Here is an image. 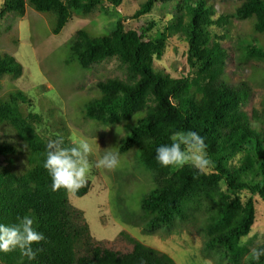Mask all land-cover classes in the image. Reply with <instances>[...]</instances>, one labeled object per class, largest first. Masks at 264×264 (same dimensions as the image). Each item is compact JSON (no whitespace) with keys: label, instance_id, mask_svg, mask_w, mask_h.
Wrapping results in <instances>:
<instances>
[{"label":"trees","instance_id":"1","mask_svg":"<svg viewBox=\"0 0 264 264\" xmlns=\"http://www.w3.org/2000/svg\"><path fill=\"white\" fill-rule=\"evenodd\" d=\"M156 1L146 0L132 17L147 14ZM237 1L234 18L253 19L254 32L264 34V0ZM105 2L116 13L122 0H3L0 21L12 12L23 16L28 5L38 13L51 14L53 33L58 34L74 12L87 15ZM178 4L183 12L153 37L148 35L152 23L139 30H125L120 17L108 35L96 38L83 30L76 32L70 60L75 59L81 69L116 59L126 72L125 80L96 84L101 96L84 106V116L99 124L116 125L146 111L118 146L121 154L134 149L140 165L152 177L153 188L141 196L136 224L147 230L173 227L198 214L205 218V250L222 251L230 264H257L238 243L253 224V196L264 203V131L243 111L248 89L233 87L222 78L220 69L227 55L211 33L220 23L213 19V6L208 0H178ZM175 34L187 45L189 68L200 66L210 74L209 82L193 95L186 92L188 78L174 79L154 68L167 36ZM254 44L252 39L243 40L241 53L264 60V49ZM21 70L12 57L0 54V77L19 76ZM26 100L19 92L0 100V127L9 128L16 141L0 140V158L7 163L0 164V224L10 226L29 215L46 239L33 245L34 251L39 249L35 260L17 249L0 253V264H174L167 255L136 241L125 255L97 244L83 212L69 203L68 192L52 190V180L43 166L48 144L36 131L40 118L25 117L20 111ZM177 130H192L205 138L211 173L191 166L175 171L158 163L157 147L169 143ZM220 183L225 194L234 196L232 200L220 191ZM88 190L86 183L73 195L80 198ZM243 191L250 197L241 208L239 194ZM259 264H264V257Z\"/></svg>","mask_w":264,"mask_h":264},{"label":"rangeland","instance_id":"2","mask_svg":"<svg viewBox=\"0 0 264 264\" xmlns=\"http://www.w3.org/2000/svg\"><path fill=\"white\" fill-rule=\"evenodd\" d=\"M2 2L0 0V9ZM145 2L122 0L116 13L107 2L87 15L74 12L58 34L53 33L55 20L51 14L38 13L28 5L23 16L14 12L6 14L0 21V54L12 57L22 70L19 76L0 77V100L22 93L27 100L20 104V111L25 117L40 118L36 131L47 144L57 139L63 140L64 147L74 146L81 140L92 144L89 156L92 167L86 182L88 193L76 198L73 192H68V201L83 212L90 235L97 244L125 255L133 250L136 241L167 255L174 264H230L222 251L205 250L204 216L196 214L195 219L187 223L154 230L136 224L141 196L153 188L152 177L140 165L134 149L121 154L118 146L146 111L116 125L99 124L84 116V106L101 96L96 84L107 79L125 80L126 72L116 59L81 69L75 59L70 60V47L76 32L83 30L96 38L108 35L120 17L125 30H139L152 23L154 28L148 35L153 37L156 32L163 31L172 17L183 12L178 0H157L147 14L133 18ZM208 3L214 8V21L220 20L219 26L211 28V33L227 55L220 69L222 78L233 87L244 85L248 89L249 97L243 111L249 118H255L253 122L264 131V60L245 56L239 46L243 40L252 39L254 45L264 49V34L254 32L253 19L234 18L240 4L237 0H208ZM186 54L183 38L178 34L169 35L161 56L154 59V68L174 79L188 78L186 92L193 95L209 82L210 74L200 66L189 68ZM0 140L16 142L12 131L6 127H0ZM107 151L119 153V165L112 170L95 167ZM0 164L7 165L2 157ZM204 172L209 174L211 169L207 167ZM219 187L225 194V186L220 183ZM227 197L234 198L230 194ZM249 197L246 191L239 194L241 208ZM132 214L134 217L130 216ZM253 217L246 244L242 245L241 239L238 243L248 254L264 244V203L257 196H253Z\"/></svg>","mask_w":264,"mask_h":264},{"label":"clouds","instance_id":"3","mask_svg":"<svg viewBox=\"0 0 264 264\" xmlns=\"http://www.w3.org/2000/svg\"><path fill=\"white\" fill-rule=\"evenodd\" d=\"M63 140L57 139L47 145V155L44 168L52 180V190L64 189L67 192H76L82 188L88 179L92 167L89 156L92 153V144L81 140L71 147H64ZM156 159L163 167L175 169L191 166L201 172L210 165L205 138L192 130H177L170 136V142L161 144L156 149ZM119 153L107 151L95 164L97 168L108 170L119 165ZM34 217L25 215L13 225L0 224V253H10L17 249L35 260L37 252L33 245L45 241L43 232L34 226ZM247 236L241 237V244H246ZM251 258L259 264L264 257V248L252 249Z\"/></svg>","mask_w":264,"mask_h":264}]
</instances>
